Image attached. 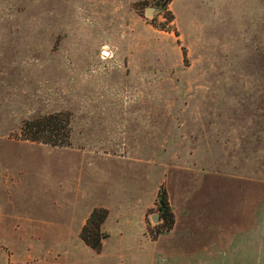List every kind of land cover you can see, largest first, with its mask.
Wrapping results in <instances>:
<instances>
[{
	"label": "rangeland",
	"instance_id": "rangeland-1",
	"mask_svg": "<svg viewBox=\"0 0 264 264\" xmlns=\"http://www.w3.org/2000/svg\"><path fill=\"white\" fill-rule=\"evenodd\" d=\"M52 114L57 146L22 139L24 123ZM83 155L150 162L112 182L129 198L145 179L124 207L136 243L108 241L103 207L100 256L52 235L73 200L63 163ZM256 176L264 183V0H0V264H264V238L256 252L233 231L256 215L260 189L264 213ZM175 199L192 217L188 240L216 243L196 258L175 251L183 237L168 242ZM224 220L229 245L211 229Z\"/></svg>",
	"mask_w": 264,
	"mask_h": 264
},
{
	"label": "crops",
	"instance_id": "crops-1",
	"mask_svg": "<svg viewBox=\"0 0 264 264\" xmlns=\"http://www.w3.org/2000/svg\"><path fill=\"white\" fill-rule=\"evenodd\" d=\"M65 160L66 161L63 165L66 166H63L62 169H64L66 173V170H68V173L71 175L69 179L64 177L66 179L65 193L70 195L73 200L68 205L65 204L62 208H59L58 211H56L57 213H60V217L58 216L57 221L53 222L52 225V228H55L52 230V235L56 237V241L65 244L80 239L79 236L81 230L91 211L96 207H103L109 211L108 219L102 226L106 231L108 241L115 237L116 240H113L117 244L136 243L137 237L133 235V230L130 227L131 223L125 221L127 216L124 207L126 204L140 200V198L143 197L138 195V193L145 195V189H143L145 179L142 177V180L138 185L139 189L136 190L137 193H135L136 186L131 189L129 193L131 196L129 198L116 196V192L112 188V182L116 179L118 181L121 180V176L124 177V175L121 174L124 173L122 171L123 169L130 170V172H132L131 177H134L135 173L139 170V166L135 168L133 166L134 164H142L144 166V164H149L150 162L143 159L137 160V163H135L132 158L130 160L132 164L129 166L128 163L123 162L122 160L118 161L117 159L114 160L110 158H95L88 155ZM147 170H149V167ZM148 179L149 177L147 176L145 183L149 182ZM254 183L260 188H262L261 186L264 184L261 179H257V176L255 177ZM92 187H95L94 191L92 190ZM255 195L256 197L259 196V209L256 211V215H253V217L251 216L249 220L245 219L244 223L240 226L237 225L235 227L237 230L233 229V231L234 234L239 233L240 236L244 235L250 237V239L244 240V242L253 244L256 252H259L261 249L257 245L262 244L264 238V213L262 207L263 192H261L260 189L259 194L256 193ZM143 201L145 202V200ZM175 201L177 202V206H174L177 223L175 229L178 233L175 231L171 233V240L168 242L175 244L183 237L185 241L181 242V248L179 250L176 249L175 251H181L182 253L188 254L185 258H196L198 256L197 253H201L200 250L204 252V249L212 248L216 243L212 238L201 240L202 242H199L200 244L188 240L190 237L194 236V232L191 230L193 229L190 220L192 217L187 207L180 206L176 199ZM139 221L143 222V219H140ZM223 222L224 226L223 224L217 225L214 223L212 224L211 229H213V227H222L221 241L229 245L231 244L230 235L232 230L225 226V223L227 222L226 220ZM129 228L131 229L130 231H128Z\"/></svg>",
	"mask_w": 264,
	"mask_h": 264
},
{
	"label": "trees",
	"instance_id": "trees-1",
	"mask_svg": "<svg viewBox=\"0 0 264 264\" xmlns=\"http://www.w3.org/2000/svg\"><path fill=\"white\" fill-rule=\"evenodd\" d=\"M61 124L62 117L59 114L47 115L34 121L26 122L22 128V139L57 146L54 138L61 129ZM66 126H68V123ZM156 206L162 221V227L167 230L171 229L174 223V215L167 199V193L162 187L158 193ZM107 214L108 212L105 209H94L80 233L82 241L97 253L102 250V240L105 236L101 231V226L106 220Z\"/></svg>",
	"mask_w": 264,
	"mask_h": 264
},
{
	"label": "water",
	"instance_id": "water-1",
	"mask_svg": "<svg viewBox=\"0 0 264 264\" xmlns=\"http://www.w3.org/2000/svg\"><path fill=\"white\" fill-rule=\"evenodd\" d=\"M148 13H149V11H148ZM158 220H159L158 215H155L154 217H152L153 222H157Z\"/></svg>",
	"mask_w": 264,
	"mask_h": 264
}]
</instances>
